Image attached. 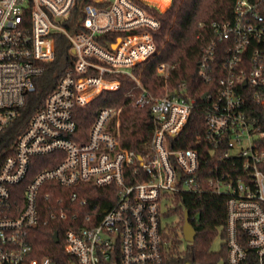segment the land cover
Listing matches in <instances>:
<instances>
[{
	"label": "built area",
	"instance_id": "built-area-1",
	"mask_svg": "<svg viewBox=\"0 0 264 264\" xmlns=\"http://www.w3.org/2000/svg\"><path fill=\"white\" fill-rule=\"evenodd\" d=\"M94 1L77 20L78 0H0V134L36 91V79L56 56L58 35L74 62L0 154V264H55L34 257L29 239L39 224L70 218L62 196L43 218L39 197L47 183V200L58 186L117 188L106 209L73 211L64 236L68 264H166L162 202L168 208L179 194L207 191L226 196L229 264L246 262L249 250L254 264H264V0H234L230 18L209 23L198 76L211 90L206 129L195 140L209 150L204 165L199 148L176 147L196 104L186 82L171 85L176 64H157L164 83L156 93L135 73L159 52V19L135 0ZM119 75L137 86L127 92L129 105L152 113L144 153L123 145L122 106L100 108L86 137L79 130L76 112L103 92L120 90ZM57 152L61 160L39 170L21 198H13L33 159ZM69 198L80 197L72 191Z\"/></svg>",
	"mask_w": 264,
	"mask_h": 264
},
{
	"label": "trees",
	"instance_id": "trees-1",
	"mask_svg": "<svg viewBox=\"0 0 264 264\" xmlns=\"http://www.w3.org/2000/svg\"><path fill=\"white\" fill-rule=\"evenodd\" d=\"M141 6L157 17L161 28L154 31L156 41L159 45V52L151 58L145 65H139L135 73L142 77L144 85L153 93L163 85V78L156 72L158 63L167 62L176 64L174 77L171 85L186 82L188 93L196 98L194 112L188 122L187 128L181 142L176 147L189 148L197 147L201 153L202 165L205 164L206 155L209 150L204 149L203 144H195V140L202 135L206 129L205 118L208 112V101L204 99L205 93L211 90L210 83L203 82L198 76L199 63L204 47L208 44L210 37L209 23L213 20L230 18L233 14L234 0H173L166 11L156 9L152 4L143 0H135ZM168 2V0H166ZM86 3H95L94 0H78L75 7L76 19L82 14V8ZM203 24V26L199 24ZM115 34L108 35L107 38L114 39ZM56 56L48 64L46 71L37 80V89L29 95L27 104L21 109L18 119L0 134V154L7 151L10 145L16 140L22 130L27 126L35 111L41 108L47 95L55 88L60 76L74 63L72 53L67 39L63 35H58L56 40ZM122 86L117 91H105L84 109H79L76 113L79 130L85 137L88 128L97 111L106 105L122 106L121 129L123 145L135 150L137 153H144L147 150L148 142L152 136V113L149 108H135L129 105L127 92L136 90L135 82L124 75H119ZM63 157L61 152L51 155L36 156L32 162V168L27 178L13 187L14 197L21 198L23 190L31 183L37 172L43 168H52ZM50 184H45L41 190L40 206L43 218H47L52 211V204L57 197L65 198L64 206L70 210V218L67 221L55 219L46 224H39L38 227L29 231V239L32 245L33 256L37 258L48 257L55 264H68L73 259L64 249L65 230L71 226L73 211L88 212L91 207L97 206L100 210L114 204L117 200L115 186L98 187L88 183L70 189L56 187L53 191L52 200L44 198L43 193L47 191ZM77 191L79 200L70 202L69 194ZM17 196V197H18ZM86 199L88 205L82 207L80 200ZM174 205L168 208V212H179L181 221L178 225L167 228L169 232L165 235L168 238V247L165 254L166 264L183 263L189 261L191 264H219L222 260L227 261L228 245L226 244V196L212 191L203 193H182L173 199ZM80 205V206H79ZM185 210L190 212V223L197 229L196 239L188 244L186 250L180 247L179 239L176 236L178 229L183 227L185 222ZM82 215V214H81ZM81 218V217H80ZM55 231L59 232V241L54 240ZM224 239L221 249L215 250L213 243L218 236ZM243 264H254L253 252L249 250V255ZM253 262V263H252Z\"/></svg>",
	"mask_w": 264,
	"mask_h": 264
},
{
	"label": "rangeland",
	"instance_id": "rangeland-1",
	"mask_svg": "<svg viewBox=\"0 0 264 264\" xmlns=\"http://www.w3.org/2000/svg\"><path fill=\"white\" fill-rule=\"evenodd\" d=\"M146 3H149L150 5L152 4L156 9H159L161 11H166L168 9V7L172 4L173 0H168V2L166 0H143ZM165 202H162V222H163V226H166L167 231L169 232V229L167 228V226L169 225L170 227H173L174 225H178V223H180L181 221V217L179 212H168V208L164 205ZM174 205V202L172 203V207ZM178 232L176 234V236L178 237L179 241V245L181 247L182 250H186L188 248V244H190L189 242H187L185 240L184 237V233H183V229L182 226L181 228H177ZM224 242V239L219 235L214 243H213V248L215 250H220L221 249V243ZM219 264H224V262L222 260H219Z\"/></svg>",
	"mask_w": 264,
	"mask_h": 264
},
{
	"label": "water",
	"instance_id": "water-1",
	"mask_svg": "<svg viewBox=\"0 0 264 264\" xmlns=\"http://www.w3.org/2000/svg\"><path fill=\"white\" fill-rule=\"evenodd\" d=\"M206 96H207V93H205L203 98L205 99ZM184 212H185V222H184V225H183L182 229H183L185 240L187 242L191 243V242H193L196 239L198 231L193 226V224L190 223V212H188V210H185ZM59 239H60L59 232L55 231L54 240L56 242H58ZM175 264H191V263L186 261V262H183V263H175Z\"/></svg>",
	"mask_w": 264,
	"mask_h": 264
},
{
	"label": "flooded vegetation",
	"instance_id": "flooded-vegetation-1",
	"mask_svg": "<svg viewBox=\"0 0 264 264\" xmlns=\"http://www.w3.org/2000/svg\"><path fill=\"white\" fill-rule=\"evenodd\" d=\"M186 262V261H185ZM189 262V261H188Z\"/></svg>",
	"mask_w": 264,
	"mask_h": 264
}]
</instances>
